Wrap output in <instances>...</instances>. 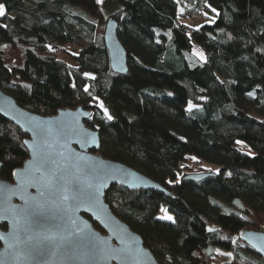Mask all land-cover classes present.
Listing matches in <instances>:
<instances>
[{
	"label": "trees",
	"instance_id": "obj_1",
	"mask_svg": "<svg viewBox=\"0 0 264 264\" xmlns=\"http://www.w3.org/2000/svg\"><path fill=\"white\" fill-rule=\"evenodd\" d=\"M0 4V89L44 117L93 112L87 126L99 133L97 153L173 195L117 186L105 193L112 213L157 261L214 264L221 251L232 257L222 264H264L238 239L245 229L264 233V0ZM180 17L203 24L190 29ZM109 18L127 54L123 76L111 72L103 44ZM26 138L0 117L2 180L10 182L27 160ZM190 159L218 172L193 171ZM199 171L208 176L184 180ZM161 212L173 221L159 219Z\"/></svg>",
	"mask_w": 264,
	"mask_h": 264
},
{
	"label": "water",
	"instance_id": "obj_2",
	"mask_svg": "<svg viewBox=\"0 0 264 264\" xmlns=\"http://www.w3.org/2000/svg\"><path fill=\"white\" fill-rule=\"evenodd\" d=\"M117 32V22L109 18L103 44L111 72L123 76L127 54ZM0 117L27 135L23 145L28 153L10 182L0 178V264H159L141 238L112 213L105 193L117 186L174 197L136 170L97 153L99 133L87 126L93 123V112L78 107L44 117L20 107L0 89ZM38 127L45 130L42 136L37 135ZM42 144L52 161L48 167L54 181L52 194L46 180L38 179ZM61 175L63 181L57 179ZM207 176L190 175L184 180L199 182ZM75 186L84 195L95 193L96 199L80 202ZM238 239L264 260L263 232L245 229Z\"/></svg>",
	"mask_w": 264,
	"mask_h": 264
},
{
	"label": "snow or ice",
	"instance_id": "obj_3",
	"mask_svg": "<svg viewBox=\"0 0 264 264\" xmlns=\"http://www.w3.org/2000/svg\"><path fill=\"white\" fill-rule=\"evenodd\" d=\"M97 4L102 3V0H96ZM213 12H215V9H212ZM5 14V6L4 4H0V16H3ZM201 58H203V54L201 53ZM85 75L87 76L88 74L85 73ZM85 92H88V87L85 86L84 88ZM171 95V94H169ZM249 95H251V93H249ZM100 107L104 110V115L106 116V118L110 121L113 119V117L111 115L108 114V110L106 108H104V105L101 103ZM192 109V105L189 104L188 106V110L190 111ZM45 130L43 128H39L37 129V135L38 136H42L44 134ZM237 143H240L239 141ZM193 159H195V157H193ZM50 163H52L51 161V157L50 154L47 151V148L44 146V144L41 145V150L39 152L38 158H37V172L40 173L41 175L38 177V179H45L46 183H47V187L49 189V194L51 193V189L53 187L54 181L52 179V177L48 174V167L50 165ZM93 173L96 174H100V170L99 169H93L91 170ZM13 175H16V173H13ZM60 181L64 180V176L61 175L60 177L57 178ZM177 182H179L177 180ZM168 183H171V181H169ZM29 186L31 187H38V185L36 183H31ZM75 191H76V198L78 200H80V202H88L91 203L96 199V195L95 193H87L86 195H84L82 193V189L78 186H75ZM162 211H164L163 209H161ZM160 219H166L171 221L173 218L170 215H165L160 217ZM230 255V253H229Z\"/></svg>",
	"mask_w": 264,
	"mask_h": 264
},
{
	"label": "rangeland",
	"instance_id": "obj_4",
	"mask_svg": "<svg viewBox=\"0 0 264 264\" xmlns=\"http://www.w3.org/2000/svg\"><path fill=\"white\" fill-rule=\"evenodd\" d=\"M105 11H108L107 8H105ZM179 14H182L181 10H179ZM198 19L200 20L201 18L199 17ZM199 20H195L194 18L180 17L178 19V22L180 24H183V25L189 27L190 29H196V28L200 27L203 24V22L199 21ZM103 33H104V26H103V29H102V34ZM68 49L70 51L73 50L72 48H68ZM201 53L202 52H201L200 48L193 44L192 55H193V57L195 58V60L198 63H199V61H201V62L204 61V56H203V58H201V55H200ZM193 63L195 64V61H193ZM99 107H100V105L98 106V108ZM192 161H194V160L190 159V161L188 163H191ZM191 164H190V166H191ZM200 167H201V169L202 168L208 169V170L212 171L213 173H217L218 172V169L216 167H214V166H206L205 164H199V168ZM201 173H202L201 171L197 172V174H201ZM165 215L172 216L171 213L161 212V213H159L158 218L160 219V217L165 216ZM172 218H173V216H172ZM161 220H164V221H167V222H172L173 221V219L171 221L166 220V219H161ZM231 260H232V257H231V255H229V253H224V252H221V251H216L214 256H213L214 264H222V263H225V262H230ZM158 263L159 264H169L167 262L161 263L160 261H158Z\"/></svg>",
	"mask_w": 264,
	"mask_h": 264
},
{
	"label": "built area",
	"instance_id": "obj_5",
	"mask_svg": "<svg viewBox=\"0 0 264 264\" xmlns=\"http://www.w3.org/2000/svg\"><path fill=\"white\" fill-rule=\"evenodd\" d=\"M190 168L193 170V171H196L198 168H199V164L197 162H193L190 166Z\"/></svg>",
	"mask_w": 264,
	"mask_h": 264
}]
</instances>
